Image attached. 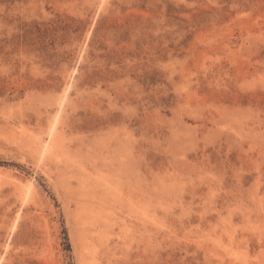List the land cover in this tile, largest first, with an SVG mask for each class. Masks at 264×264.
Returning a JSON list of instances; mask_svg holds the SVG:
<instances>
[{
    "label": "rangeland",
    "instance_id": "obj_1",
    "mask_svg": "<svg viewBox=\"0 0 264 264\" xmlns=\"http://www.w3.org/2000/svg\"><path fill=\"white\" fill-rule=\"evenodd\" d=\"M0 264H264V0H0Z\"/></svg>",
    "mask_w": 264,
    "mask_h": 264
}]
</instances>
